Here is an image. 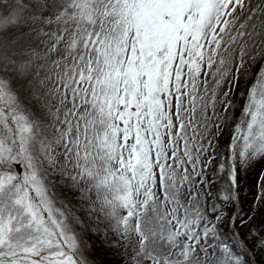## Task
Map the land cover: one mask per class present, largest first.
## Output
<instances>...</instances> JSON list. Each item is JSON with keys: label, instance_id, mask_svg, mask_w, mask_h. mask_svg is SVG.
I'll list each match as a JSON object with an SVG mask.
<instances>
[{"label": "snow or ice", "instance_id": "snow-or-ice-1", "mask_svg": "<svg viewBox=\"0 0 264 264\" xmlns=\"http://www.w3.org/2000/svg\"><path fill=\"white\" fill-rule=\"evenodd\" d=\"M262 164L264 0H0V264H252Z\"/></svg>", "mask_w": 264, "mask_h": 264}, {"label": "trees", "instance_id": "trees-1", "mask_svg": "<svg viewBox=\"0 0 264 264\" xmlns=\"http://www.w3.org/2000/svg\"><path fill=\"white\" fill-rule=\"evenodd\" d=\"M261 167H264V165H260ZM260 166H257L256 170L251 173V175L247 178L241 181V204L243 205L245 214H249L251 212V207L253 203L254 195L257 192L256 187V181L255 177L258 175V172L260 170ZM262 226H264V207H262L261 212H258L255 215L254 220L247 226V228L240 229L241 233H246L248 228H257L260 229ZM264 234V233H262ZM249 248L252 249V264H264V252H257L255 250V241H249ZM107 260H111L112 257L109 256L106 258Z\"/></svg>", "mask_w": 264, "mask_h": 264}, {"label": "rangeland", "instance_id": "rangeland-1", "mask_svg": "<svg viewBox=\"0 0 264 264\" xmlns=\"http://www.w3.org/2000/svg\"><path fill=\"white\" fill-rule=\"evenodd\" d=\"M262 165H264V164H262ZM257 166H260V165H257ZM261 167V166H260ZM264 251H262V253H263ZM264 263V262H263Z\"/></svg>", "mask_w": 264, "mask_h": 264}]
</instances>
